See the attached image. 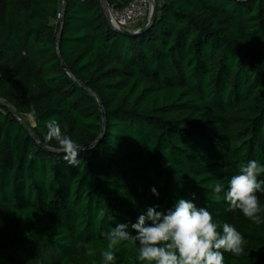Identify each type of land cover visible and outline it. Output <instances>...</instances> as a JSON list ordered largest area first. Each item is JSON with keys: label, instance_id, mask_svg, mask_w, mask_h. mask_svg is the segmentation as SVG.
Returning <instances> with one entry per match:
<instances>
[{"label": "trees", "instance_id": "1", "mask_svg": "<svg viewBox=\"0 0 264 264\" xmlns=\"http://www.w3.org/2000/svg\"><path fill=\"white\" fill-rule=\"evenodd\" d=\"M63 7L0 0V264H103L107 232L136 235L149 207L179 199L242 234L224 264H264V192L253 222L212 190L264 166V0H157L135 36L102 0ZM53 119L81 147L78 166L45 140ZM138 247L121 242L113 264H144Z\"/></svg>", "mask_w": 264, "mask_h": 264}, {"label": "clouds", "instance_id": "2", "mask_svg": "<svg viewBox=\"0 0 264 264\" xmlns=\"http://www.w3.org/2000/svg\"><path fill=\"white\" fill-rule=\"evenodd\" d=\"M46 141L55 140L57 153L72 166H78L81 147L61 130L53 119L47 122ZM264 173V166L251 160L239 166V172L228 180L227 190L221 183L213 186L216 199L228 203V211L239 210L253 222H259L261 203L258 193L264 192V180L258 176ZM158 195L155 188L151 190ZM150 222V223H149ZM136 235H131L127 224H118L107 232L106 250L100 255L103 264H113L114 249L124 241L138 242V260L144 264H224V252L240 255L244 238L231 224H218L206 208H198L195 203L179 199L167 214L149 207L131 226ZM89 255L94 252L89 249Z\"/></svg>", "mask_w": 264, "mask_h": 264}, {"label": "built area", "instance_id": "3", "mask_svg": "<svg viewBox=\"0 0 264 264\" xmlns=\"http://www.w3.org/2000/svg\"><path fill=\"white\" fill-rule=\"evenodd\" d=\"M153 7L152 0H133L122 10H112V23L125 29H134L149 19Z\"/></svg>", "mask_w": 264, "mask_h": 264}, {"label": "water", "instance_id": "4", "mask_svg": "<svg viewBox=\"0 0 264 264\" xmlns=\"http://www.w3.org/2000/svg\"><path fill=\"white\" fill-rule=\"evenodd\" d=\"M64 1V7H63V12L65 11V6H66V2L67 0H63ZM153 2V7H152V11H151V14H150V17H149V21L147 23V25H145L144 27L142 28H138V29H125V28H119L117 26H115L113 23H112V14H111V8L109 7L108 3L106 0H102V3L104 5V8H105V11H106V14H107V17H108V20H109V23L111 24V26L119 33H122V34H125V35H129V36H135V35H138V34H141L145 31H147L151 26L152 24L154 23L155 21V18H156V12H157V0H152ZM59 43V41H58ZM62 59V57H61ZM63 60V59H62ZM63 66L64 68L67 70L68 73H71L70 69L67 67L66 63L63 61ZM98 97V100L100 102V105L101 107L103 108V104H102V101L100 99L99 96ZM15 115L17 116V114L15 113ZM21 123L27 128V130L30 132V134L35 138L37 139L38 142H40V140L36 137V135L27 127V125L25 124V121L24 119L22 118H19ZM41 143V142H40Z\"/></svg>", "mask_w": 264, "mask_h": 264}, {"label": "rangeland", "instance_id": "5", "mask_svg": "<svg viewBox=\"0 0 264 264\" xmlns=\"http://www.w3.org/2000/svg\"><path fill=\"white\" fill-rule=\"evenodd\" d=\"M31 120H32V124H34V120L31 118Z\"/></svg>", "mask_w": 264, "mask_h": 264}]
</instances>
